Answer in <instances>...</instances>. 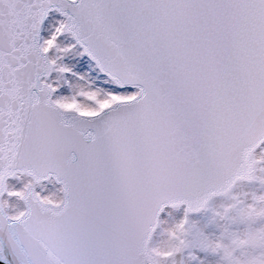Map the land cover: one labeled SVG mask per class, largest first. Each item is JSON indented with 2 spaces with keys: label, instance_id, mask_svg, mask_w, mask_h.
Listing matches in <instances>:
<instances>
[{
  "label": "water",
  "instance_id": "obj_1",
  "mask_svg": "<svg viewBox=\"0 0 264 264\" xmlns=\"http://www.w3.org/2000/svg\"><path fill=\"white\" fill-rule=\"evenodd\" d=\"M72 1L0 0V264H158L147 248L165 206L200 213L235 181L252 183L264 0ZM51 10L141 97L93 118L52 105L39 48ZM17 173L63 183L64 206L38 207L29 186L28 215L8 220L1 195Z\"/></svg>",
  "mask_w": 264,
  "mask_h": 264
},
{
  "label": "bare ground",
  "instance_id": "obj_2",
  "mask_svg": "<svg viewBox=\"0 0 264 264\" xmlns=\"http://www.w3.org/2000/svg\"><path fill=\"white\" fill-rule=\"evenodd\" d=\"M47 18L48 21L42 24V38L39 42V48L44 51L46 47L44 40L48 39L46 41H49V44L52 42V45L55 44L57 47L60 62L57 64V68H54L52 58L48 57L51 61L50 63H52L53 70L50 78L48 80L41 78L40 83L50 87L53 94L59 92L63 97L62 101L56 100L55 95L49 99L52 104L56 103L61 112L65 111L66 114L77 116H95L107 107L113 106L114 103L111 101L113 97L115 101L122 100L123 102L139 95V90L129 91L128 88L121 90L115 80H110L108 76L100 72L94 61L89 56H86L84 48H81L75 41L73 35H67L65 25L68 21H66L63 15L58 16V10H51ZM57 32L63 34L64 38L58 42H53L55 33ZM66 40L71 44L68 46L65 45L64 41ZM65 71L69 72V76L64 75ZM57 73L61 77L59 80L60 84L55 89L54 83L56 82ZM99 97L102 99H99ZM70 98L76 99L79 102L75 103L77 107L73 103L71 105L68 102ZM249 159L255 163L254 168L251 169L252 183H248L247 180L235 181L233 189H228L227 195L211 196L209 203L203 206L200 213H187V207L185 205H181L180 208L175 209H170L169 206H165L162 209L158 215L156 232L151 234L147 248V250H150V252L156 255L158 264H170L164 249V242L161 241L160 235L165 233L168 227H172L173 221L186 217L192 221L201 222L209 210L215 209L220 203H228L236 195L245 196L247 200L253 198L255 201L261 202L256 189L258 188L257 182L263 181L264 179V143H260L256 147V150ZM5 181L7 188L1 195V199L8 220H18L24 216L26 211L24 198L27 196L29 186H33L34 197L62 205L63 190L61 185H55L54 179H47L35 183L32 176H20L17 173L14 179H6ZM261 206L256 213L259 212ZM192 253L194 252L192 251ZM187 261L192 263V258L187 259Z\"/></svg>",
  "mask_w": 264,
  "mask_h": 264
},
{
  "label": "rangeland",
  "instance_id": "obj_3",
  "mask_svg": "<svg viewBox=\"0 0 264 264\" xmlns=\"http://www.w3.org/2000/svg\"><path fill=\"white\" fill-rule=\"evenodd\" d=\"M58 16H61L59 12ZM62 38H64L63 34L57 32L53 42H58ZM46 40H44L46 45L44 52H47L48 57L52 58L54 68H57V64L60 62L58 49L55 44L52 45V42L49 44V41ZM64 42L67 46L71 44L67 40ZM64 75L69 76V72L65 71ZM56 77L55 89L60 84L61 75L57 73ZM54 95L56 100H63L59 92L54 93ZM99 99L102 98L99 97ZM111 101H113L112 103L116 102L114 97ZM68 102L77 107L75 103L78 101L76 99L70 98ZM257 183L258 188L256 190L259 193L258 197L261 202H257L253 198L247 200L245 196L236 195L228 203H220L215 209L209 210L201 222L192 221L186 217L173 221L172 227H168V230L160 235L170 264H173L172 257L178 252L183 253L184 264H237L236 262L240 259L235 258V255H240L241 251L235 254L234 250L229 248L231 243L225 241L224 233L238 234V237H242L249 232L254 233L262 224L264 225V179ZM260 205H262L261 209L256 213ZM237 245H240V243L234 246ZM191 246L192 248H190ZM213 248H216V250H213ZM190 250L194 253L191 254L192 251ZM191 258L192 263L187 261Z\"/></svg>",
  "mask_w": 264,
  "mask_h": 264
},
{
  "label": "flooded vegetation",
  "instance_id": "obj_4",
  "mask_svg": "<svg viewBox=\"0 0 264 264\" xmlns=\"http://www.w3.org/2000/svg\"><path fill=\"white\" fill-rule=\"evenodd\" d=\"M225 241L231 243V247L234 253L241 251L240 255H235V258H239L240 261L237 264H264V225L256 229L254 233L249 232L248 234L238 237V234L230 235L224 233ZM240 243V245L234 246ZM216 250V248H213ZM233 253V256H234Z\"/></svg>",
  "mask_w": 264,
  "mask_h": 264
}]
</instances>
